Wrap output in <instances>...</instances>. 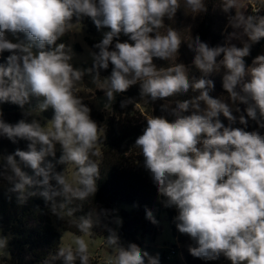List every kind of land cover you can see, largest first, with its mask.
Wrapping results in <instances>:
<instances>
[{"label":"clouds","instance_id":"clouds-1","mask_svg":"<svg viewBox=\"0 0 264 264\" xmlns=\"http://www.w3.org/2000/svg\"><path fill=\"white\" fill-rule=\"evenodd\" d=\"M184 8L193 16L207 11L205 0H183ZM252 13L245 15V0H220L228 16V26L234 29L224 45L210 47L195 38H182L181 32L165 27L164 18L172 20L181 7V0H0V53L10 55L0 64V102H11L23 108L29 98H43L40 111L51 107L53 118L41 125L36 119L9 124L0 118V136L15 143L26 140L27 151L17 149L3 157L0 177L13 184L10 191L18 193L23 203L37 192L27 191L37 186L39 195L59 219L74 226L83 235L75 236L73 247L59 246L57 256L65 264H90L89 244L84 236H93L96 215L76 217L73 201H85L97 192L101 140L104 129L90 117V108L78 94L85 89L83 77L91 76L96 89L104 91L108 109L115 93H123L140 83L141 95L153 101L192 90L191 99L176 100L162 105V111L173 117H146L147 126L135 141V148L144 157V167L150 172L158 194L165 198V207H175L176 227L187 234L194 246L193 257L216 260L221 255L231 264H264V135L258 131L233 128L237 119L236 105H247V118L264 128V54L256 56L251 66L244 58L251 46L264 38V0H247ZM73 17L77 23H73ZM89 17L97 29L107 27L98 52H91L93 66L75 68L73 51L64 43L56 44L65 34L79 31V21ZM24 33L28 43L12 42ZM123 33L129 41L120 42ZM247 37V39H244ZM114 38L116 42L114 48ZM240 40L242 47L231 43ZM194 53L192 64L202 74L190 75L183 63H177L182 41ZM46 46L50 47L46 50ZM33 47L38 52H33ZM222 59H217L218 57ZM171 61L167 68H157L153 58ZM112 71L101 78L100 69ZM224 69L222 80L227 99L213 98L214 82L209 75ZM247 78V79H246ZM230 101V103L228 102ZM127 102H122V107ZM190 113V114H185ZM31 113H25V116ZM221 114L229 122L225 126ZM2 117V112H0ZM245 127L248 119L239 116ZM62 154L57 163L75 166L69 178V167L56 172L48 157L55 158L56 145ZM16 157H19V162ZM30 167L34 175L24 172L20 164ZM55 181V184L52 183ZM57 197L63 202L58 203ZM107 215V210H102ZM146 218L157 223L153 213ZM120 224L119 219L116 220ZM104 238L111 249L105 264H159L158 256L149 255L132 243L123 247L115 230ZM7 239L0 237V252ZM6 255V253H4Z\"/></svg>","mask_w":264,"mask_h":264},{"label":"trees","instance_id":"trees-1","mask_svg":"<svg viewBox=\"0 0 264 264\" xmlns=\"http://www.w3.org/2000/svg\"><path fill=\"white\" fill-rule=\"evenodd\" d=\"M205 3L207 11L193 16L185 10L183 0H181V7L173 19L164 18L165 27H172L181 32L184 39L195 38L198 35L201 41L210 47L224 45L228 16L234 15V10L225 13L221 8L220 0H205ZM73 21H77L75 17H73ZM79 22L86 28L87 44L93 52H98L94 45L99 43L103 34L110 29L107 27L97 29L89 17H83ZM16 37L27 41L24 33H18ZM69 39L70 33H67L59 38L56 44H65ZM118 39L120 42L129 41L128 36L123 33ZM115 42L116 38H114L110 50L114 48ZM129 42L131 43V41ZM50 47L54 46H46V50ZM33 51L38 52L39 50L33 47ZM260 54H264V38L251 46L250 54L244 58L246 65L251 66L253 59ZM8 55L10 53L7 51L0 53V64H6ZM193 58L194 53L188 48L187 40L182 41L176 62L183 63L189 68L190 75L199 78L202 74L192 64ZM217 59H222V56ZM153 63L157 68H167L172 62L154 57ZM112 67L109 63L108 69L99 70L100 74L105 77L109 76ZM223 75L224 69H221L208 77L214 82V89L210 92L213 98L223 96L227 99L228 94L222 86ZM197 94L189 89L187 93L153 101L150 97L141 95L139 82L123 93H116L112 112L101 140V155L94 158L100 164L99 178L96 180L98 190L87 200L73 201L69 205V207L77 208L76 217L87 216L89 213L99 214L98 221L96 215L93 216L92 232L94 235L91 237L106 238L110 234L109 229L115 230L114 206L123 203L132 207L129 211L122 210V225L117 232L123 247L127 248L132 243L139 247L145 238L154 241L160 232V215L164 213L170 222L177 243L182 246L185 264H227V258L223 255L216 260H204L190 254L189 246H194V242L187 234H182L177 229L175 217L178 215V210L175 207L164 206L165 198L158 194V188L154 184L150 172L144 167V157L135 148L136 139L143 134L147 126L146 117L165 116L171 121L173 117L162 111L161 106L166 103L174 106L176 100L191 99ZM42 99L32 96L23 108L11 102H0V112H2L0 118L9 124H16L21 119L31 122L29 115L25 116L23 110L31 107L40 111L38 105ZM122 102L127 103L122 107ZM228 102L230 103V101ZM236 106L241 111L239 113L233 111V115L237 119L231 123V127L243 128L245 131H258L264 135V128H260L255 121L247 118L245 112L247 105L238 103ZM40 112L47 119H52L54 116V110L51 107ZM241 114L248 119L246 127L239 122ZM220 120L225 126H229L230 122L222 114ZM27 144L26 140L18 138L13 143L7 137L0 136V170L5 162L3 157L13 154L17 149L27 151ZM61 154L62 150L59 148L56 150L55 158L48 157L47 159L54 164L56 172L62 173L69 165L57 163ZM16 159L19 162V157ZM20 167L28 175H34L30 167L23 163L20 164ZM52 183L55 184V181ZM12 187V183L0 177V228L13 237L10 255L1 256L0 264H65L63 258L57 256L58 248L60 245L62 246L59 229L71 231L77 235L83 234L67 222L71 218L65 217V220H61L51 212L50 202L46 203L43 197L38 194L42 190L39 187H28L27 191L37 192V195L29 196L23 203L19 202L18 193L10 191ZM57 202H63V198L57 197ZM102 210H107L108 214H101ZM146 210L153 213L157 223L153 224L146 218ZM75 264H80V261L77 259ZM90 264L97 263L90 258Z\"/></svg>","mask_w":264,"mask_h":264},{"label":"rangeland","instance_id":"rangeland-1","mask_svg":"<svg viewBox=\"0 0 264 264\" xmlns=\"http://www.w3.org/2000/svg\"><path fill=\"white\" fill-rule=\"evenodd\" d=\"M234 14H235V9ZM264 10V8H263ZM245 15L251 14V5L247 3V0H245V8L242 9ZM73 23H77V21H72ZM80 29L79 31L70 32V39L67 43H65L66 46H70L73 51V58L71 60V63L75 68L80 69H88L93 66V58L91 56V52L93 50L91 47L87 44L86 41V28L85 26L79 22ZM226 32H225V38L227 39L228 35L234 31L228 24L226 25ZM8 39H10L12 42H18V41H24L25 43H28V41L13 37L11 34H7ZM225 39V42H226ZM244 39H247L245 37ZM232 44H235L237 47H242V44L240 40L238 39H232ZM34 52V51H33ZM35 53V52H34ZM223 58V57H222ZM101 78H104L105 76L101 75ZM83 86L87 89H91V91H88L85 89L84 91H81L78 95L83 98V103L86 104L90 108V117L97 122L98 126L102 127L104 130L107 125V121L110 118L111 112H112V106L116 99V93L114 94L115 99L111 103L110 108L106 109L105 104L108 103L106 95L104 91L96 89L95 85L92 83L91 76L85 75L83 77ZM25 113H31L29 115L30 120L36 119L42 126L46 125L48 121L51 119L45 118L42 113L38 110H34L31 107H27L23 110ZM60 147L59 144L56 145V150H58ZM75 170V166H69V178H71V173ZM130 205L126 204H118L114 206V214H115V232L117 233L119 228L122 225V210L129 211L131 210ZM119 219L121 221L120 224L116 223V220ZM159 226H160V232L156 236L154 241H151L149 238H145L143 240V244L139 246V248L142 251H147L149 255L151 256H158L159 258V264H185L184 263V256L182 258L179 249H177L176 254H172V249L176 247H182L177 243L176 238L174 237L171 229L170 222L167 218V216L162 213L159 218ZM60 236H61V244L62 246H68L71 244L73 247H75L74 239L77 235L71 231L59 229ZM0 237H4L7 239V247L3 250V252H0L1 256H9L10 255V248H11V241H12V235L8 232H5L2 228H0ZM86 242L89 244V253L90 258H92L97 264H105V261L108 259V257L111 255V249L106 244L103 237H89L84 236L83 237ZM6 253V255H4ZM227 264H231V261L226 259ZM145 264H147V260H145Z\"/></svg>","mask_w":264,"mask_h":264},{"label":"built area","instance_id":"built-area-1","mask_svg":"<svg viewBox=\"0 0 264 264\" xmlns=\"http://www.w3.org/2000/svg\"><path fill=\"white\" fill-rule=\"evenodd\" d=\"M251 11H252V5H251ZM251 14H253V13L251 12ZM256 14H258V15H264L263 8H261L260 11L258 13H256ZM177 249H179V252H180V254H181L182 258H183V252L181 250V247H179V246L172 249V254H176L177 253Z\"/></svg>","mask_w":264,"mask_h":264}]
</instances>
